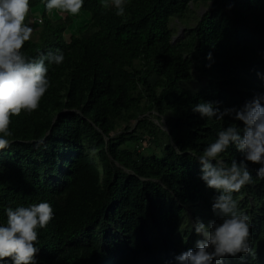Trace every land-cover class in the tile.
Returning <instances> with one entry per match:
<instances>
[{
    "label": "trees",
    "instance_id": "trees-1",
    "mask_svg": "<svg viewBox=\"0 0 264 264\" xmlns=\"http://www.w3.org/2000/svg\"><path fill=\"white\" fill-rule=\"evenodd\" d=\"M29 13L43 22H33L25 55L61 49L65 59L49 66L38 108L10 117L0 222L6 207L47 200L54 215L38 229V264H176L197 239L178 231L189 214L216 219L195 156L220 128L243 127L191 106L238 108L264 93V0H128L124 17L100 0H85L76 16L30 0ZM175 23L184 26L176 40ZM221 156L241 158L233 146ZM248 167L253 183L233 193L256 251L243 264H264V180Z\"/></svg>",
    "mask_w": 264,
    "mask_h": 264
},
{
    "label": "clouds",
    "instance_id": "clouds-1",
    "mask_svg": "<svg viewBox=\"0 0 264 264\" xmlns=\"http://www.w3.org/2000/svg\"><path fill=\"white\" fill-rule=\"evenodd\" d=\"M46 12L76 16L85 0H41ZM128 0H100L104 9L111 8L119 17L125 16ZM211 0H209V4ZM30 0H0V149L7 148L12 131L10 117L22 111L30 114L39 106L41 98L50 87V65H61L64 52H39L30 58L22 51L31 39L32 22L28 18ZM27 18V19H26ZM211 60V53L206 55ZM264 79V74L257 72ZM215 100H200L191 106L193 113L202 119L223 120L230 116L243 127L229 123L216 132L215 139L195 156L199 164V179L206 188L214 190L211 211L216 219L205 223L201 218L188 220L179 226L194 233V247L174 256L176 264H223L225 257L255 258L256 251L250 243V217L239 206L233 193L253 183L248 164L255 168L256 179L264 180V93L254 95L240 107H219ZM229 146L240 154V159L230 163L222 159ZM6 220L0 222V264H38V229H44L54 213L47 200L4 209ZM7 258V259H6Z\"/></svg>",
    "mask_w": 264,
    "mask_h": 264
},
{
    "label": "rangeland",
    "instance_id": "rangeland-1",
    "mask_svg": "<svg viewBox=\"0 0 264 264\" xmlns=\"http://www.w3.org/2000/svg\"><path fill=\"white\" fill-rule=\"evenodd\" d=\"M205 5H198V6H196V12H197V14H201L204 10H205ZM35 14V13H34ZM36 15V14H35ZM28 18H32V14L31 13H28ZM27 19V18H26ZM78 20L79 19H76L75 18V21L76 22H78ZM175 22H176V20H174ZM174 21H173V23H174ZM172 24V23H171ZM176 24V33L174 34V39L176 40V39H178L179 37H181L182 35H183V31H184V26L183 25H181V24H179V23H175ZM191 25H192V23H190ZM32 28H33V30L35 29V27H34V25H33V22L31 23V25H30ZM174 29V28H173ZM69 31L67 30V31H65V33H64V37H68V35H69ZM32 35H33V33H32ZM164 127V126H163ZM165 128V127H164ZM188 213H189V211H188ZM189 216H190V220H192V218H191V215L189 214Z\"/></svg>",
    "mask_w": 264,
    "mask_h": 264
},
{
    "label": "built area",
    "instance_id": "built-area-1",
    "mask_svg": "<svg viewBox=\"0 0 264 264\" xmlns=\"http://www.w3.org/2000/svg\"><path fill=\"white\" fill-rule=\"evenodd\" d=\"M32 18H40L38 15H33ZM41 19V18H40ZM36 23V22H35Z\"/></svg>",
    "mask_w": 264,
    "mask_h": 264
}]
</instances>
